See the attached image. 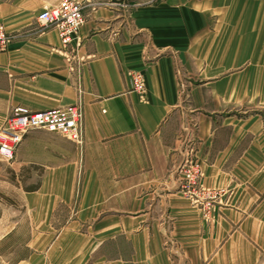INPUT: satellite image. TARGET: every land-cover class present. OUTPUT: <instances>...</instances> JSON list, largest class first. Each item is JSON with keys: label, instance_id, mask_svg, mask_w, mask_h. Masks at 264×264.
<instances>
[{"label": "crops", "instance_id": "crops-1", "mask_svg": "<svg viewBox=\"0 0 264 264\" xmlns=\"http://www.w3.org/2000/svg\"><path fill=\"white\" fill-rule=\"evenodd\" d=\"M62 1L0 4L13 33L0 50V119L19 104L83 114L81 144L22 141L18 166L42 168L27 192L42 221L17 264H264V113L242 94L262 72L264 2L78 0L85 21L64 48L37 21ZM189 152L226 192L210 219L178 190Z\"/></svg>", "mask_w": 264, "mask_h": 264}, {"label": "built area", "instance_id": "built-area-1", "mask_svg": "<svg viewBox=\"0 0 264 264\" xmlns=\"http://www.w3.org/2000/svg\"><path fill=\"white\" fill-rule=\"evenodd\" d=\"M108 6L114 5L108 3ZM84 5L78 0H63L57 6L45 7L37 14V21L44 28L55 29L64 48L70 46L77 37L80 26L85 21L83 13ZM9 32L0 24V50L5 49L10 42ZM133 89L142 93L145 83L142 73L132 71L130 73ZM83 114L80 104L62 106L61 108H49L44 111H30L23 105L16 106L10 117L0 127V155L4 159L14 156L15 148L22 137L29 130L41 128L57 132L76 144L82 143ZM178 173L181 175L180 189L187 196L191 205L204 210V219L213 217L217 202L220 203L224 191H214L205 186L203 179L204 166L202 162L191 155L186 156L178 165Z\"/></svg>", "mask_w": 264, "mask_h": 264}, {"label": "rangeland", "instance_id": "rangeland-1", "mask_svg": "<svg viewBox=\"0 0 264 264\" xmlns=\"http://www.w3.org/2000/svg\"><path fill=\"white\" fill-rule=\"evenodd\" d=\"M11 1L12 0H0V4H4V3L12 4ZM257 2H264V0H257ZM259 24H262V22L259 21ZM39 27L42 28L40 24ZM9 35L11 37L13 33L9 32ZM254 62L257 65L258 63L257 60L250 61V65H252ZM261 65H262V72L259 74L258 73L251 74L249 80L246 79L247 83L245 84L247 89H245V91H243L242 93L243 98L245 100V106H246L245 108H247V111L249 112L252 110H257V111H263L264 113V58L263 57H261ZM245 77H247V75H245ZM242 94L240 93V96ZM10 114L7 115V117H5L4 119L3 118L0 119V127L5 122V119L10 117ZM54 135L61 139L62 138L65 140L67 139L65 136L57 132H52L49 130L47 131L41 128L31 129L27 133H25V135L20 140L19 145L15 148L13 158L4 159L0 155V264H17L20 261L22 260L24 261L29 258L30 255L29 239L31 234L30 227H34L35 226L34 224L42 221V218H39L40 211L34 208L30 209L27 201V192L32 191L34 188L36 189L37 184L39 182V178L42 173L41 172L42 168L39 165L32 166V165L21 164L18 166L17 155L20 153L22 154L23 152L22 141L25 137L29 136L30 139L27 142L28 147L33 149L34 148L38 149L40 146H43L44 148H49L50 146H55L56 144H59L58 142L60 139H56ZM191 155L195 157L192 154V152H189V154L186 156L191 157ZM182 162H180L179 165ZM202 166H204V173H205L204 162H202ZM202 180L204 181L205 186L208 187V185L205 183L204 176ZM178 190L183 195H185L181 191L180 186ZM213 190L218 192L221 189L220 190L213 189ZM223 191H224L223 193L224 194L223 197H224L226 195V192L225 190ZM185 197L187 198L186 195ZM219 204H221V202L220 203L217 202V205ZM217 205L215 206L216 210L214 214L217 211ZM197 209L200 210L202 217L204 218V213H205L204 210L201 209L200 207H197Z\"/></svg>", "mask_w": 264, "mask_h": 264}]
</instances>
